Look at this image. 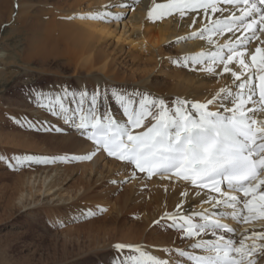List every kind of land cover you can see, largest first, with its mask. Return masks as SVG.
<instances>
[{
	"label": "snow or ice",
	"instance_id": "snow-or-ice-1",
	"mask_svg": "<svg viewBox=\"0 0 264 264\" xmlns=\"http://www.w3.org/2000/svg\"><path fill=\"white\" fill-rule=\"evenodd\" d=\"M140 4L110 0L100 10L70 19L122 25ZM146 7L142 27L171 18L187 34L169 43L203 42L198 54L168 62L217 83L222 79L218 91L200 100L165 98L107 81L91 87H33L35 107L52 119L25 118L21 127L37 133L67 128L70 135L90 141V151L59 159L83 162L106 154L130 173L123 183L140 180L147 186L156 178L168 182L166 192L174 188L185 199L198 197V206L209 205L187 214L181 200L154 222L190 241L188 250L164 249L170 254L160 258L121 242L111 246L109 264H264V231L239 230L264 222V0H151ZM8 159L15 163L7 166L19 170L49 165L57 157Z\"/></svg>",
	"mask_w": 264,
	"mask_h": 264
},
{
	"label": "bare ground",
	"instance_id": "bare-ground-1",
	"mask_svg": "<svg viewBox=\"0 0 264 264\" xmlns=\"http://www.w3.org/2000/svg\"><path fill=\"white\" fill-rule=\"evenodd\" d=\"M66 1L67 7L59 9L57 8L59 4L54 6L49 0H45L43 5L38 4V7L42 5V8H38L33 2L18 0L16 10L14 0H0V24L12 23V29L20 26L18 29L27 38L30 49L27 57L24 58L27 59V63L39 59L40 64L45 67L48 65V60L53 59L65 62L57 64V69L68 67L74 71L68 76L62 75L60 71L54 72L53 74L60 78V80L55 79L59 85L66 84L74 87L75 84L77 86L86 84L91 87L96 83L103 84L107 81L111 85L124 86L128 89L136 87L165 98L200 100L206 96L210 97L224 85L225 82L222 79L217 83L216 80L206 79L202 74L192 72L188 68L169 64L170 57L198 54L203 50L199 46L203 42L173 46L169 42L175 41L178 36L186 35L187 31L178 29L171 18L158 22L157 26L148 24L142 27L147 12L146 6H150L151 0H141L137 11L129 14V22L112 26L79 18L70 19V17H79L100 10L110 0ZM57 17L61 20L59 18L57 20ZM8 19H10L9 22H7ZM4 39L1 34L0 83L9 81L12 74L9 52L1 48L2 43L5 42ZM72 81L75 82L74 86L70 84ZM0 105H6L10 115L15 113L11 108H15V111L18 108L29 112L39 120L52 119L47 113L35 107L33 98L30 103L25 100L18 102L10 100L2 103L0 99ZM112 110L119 115V109L115 104H112ZM63 134L38 137L20 132L5 133L0 126V155L4 157L11 154L21 155L22 153L12 150L17 148L15 146L20 147L19 151L23 148L27 155H33L30 154L32 151L36 153L43 151V154L40 153L43 157H48L44 155L45 151L65 152L70 156L84 155L90 151V143L70 135L69 129L65 128ZM2 147L8 150H2ZM10 148L12 151L9 150ZM77 163L76 166L69 168L56 165L53 168L47 167L37 173L18 178L20 186L16 204L21 206L22 210H26L29 218L35 219L40 212H44L43 214L51 220L71 216L77 211L81 212L84 203H96L104 197L108 200V205L112 203L108 206L109 213L115 216L111 224L100 223L98 227L90 224L88 227L69 231L64 235V247L75 242L78 245L82 244L80 241L82 230L88 228L91 232L98 234H89L87 240L89 247L93 245L92 247H98V250L102 248L100 249L102 252L111 250L112 245L121 242L141 246L145 251L160 258H166L170 254L162 251L164 249L174 250L179 247L188 250L190 241H182L180 234L176 231L162 226L157 227L154 222L159 220L164 212L174 211L176 204L181 200L184 201L183 211L187 214L203 211L209 208V205L198 206V197L193 195L191 199H185L179 196L174 188H168L166 192L168 182L158 181L156 178L147 183V186L140 180H130L122 184L123 181L128 180L130 173L123 170L120 162L108 159L104 154L97 153L91 161H77ZM112 181L117 183L113 184ZM111 186L114 187L111 188ZM120 187L124 192L111 202L114 191ZM37 208H40V212L32 211ZM128 215L141 217L143 223L129 222ZM119 218L125 219L124 222L119 223ZM141 223L142 225H139ZM262 223L264 222L257 221L252 225H242L239 226V230L248 228L249 232L264 231ZM231 226L237 227L234 223ZM84 246H79L78 249ZM100 250L98 254L101 253ZM195 254L202 253L197 251Z\"/></svg>",
	"mask_w": 264,
	"mask_h": 264
},
{
	"label": "rangeland",
	"instance_id": "rangeland-1",
	"mask_svg": "<svg viewBox=\"0 0 264 264\" xmlns=\"http://www.w3.org/2000/svg\"><path fill=\"white\" fill-rule=\"evenodd\" d=\"M23 1L33 2L34 4H37V7L38 4L40 5L45 2V0ZM49 1L54 6L59 4V6L57 7L59 9L67 7L66 0H53L56 4L52 3V0ZM61 2L63 4H61ZM41 6L39 7L42 8ZM58 18L59 17H57V20ZM9 20L10 19H8L7 22H9ZM59 20L61 19L59 18ZM12 25V23L6 22L0 24V35L3 34L5 38V42L2 43L1 48L7 49V51L9 52V60L12 63L11 79L7 82L2 81L0 83V99L2 103H6L10 100L14 102L25 100L30 103L33 98L30 95L31 88L35 87L38 89L48 90L50 88H53L54 86H59V84L56 83L55 79L60 80V78L55 76L53 73L60 71L59 73H62V75L68 76L72 75L74 71L68 67L57 69V64H64L65 62H58V60L56 61L53 59H50L51 61L48 60V65L46 63L47 66L45 67L40 64L41 61L39 59L31 61V63H27V59H24L27 57V54L30 50L29 45L26 41L27 38L25 34L18 29L20 26L16 28V32V29L11 28ZM71 83L74 86L75 82L72 81L70 82V84ZM74 87H77V85L75 84ZM0 109H3L5 111L2 112L3 110H0V126L4 129L5 133L20 132L26 135L33 134L38 137L45 135H64L63 133L56 132H52L54 133L52 134L47 132L37 133L34 131H29L27 127H21V122H23L25 118H27L28 120H36L37 118L33 117L29 112H25L18 108H16V111L15 108H11L12 112H15L11 114V116L10 114H8L6 105H0ZM4 119L6 121H4ZM1 124L5 126L3 127ZM15 147L17 148H10L9 150L12 149L14 152H19L20 154L26 153V151H23V148H21V150L19 151L20 147ZM2 150H8V148L2 147ZM26 150H28V148ZM40 153L43 154V151H39L37 153L36 151H32V153L30 154H35L37 158L43 157V155H41ZM44 155H47L48 157H57V159L53 163L49 164V166L43 164H35L23 167L19 170H13V168L7 166L10 163H15L14 160L8 159L9 157H14V155L12 154L9 156H5V159L0 162V264H109V260L114 255L113 251L108 249L102 252L100 250L102 248H100L99 250L101 253L98 254V247H92L93 245L89 247V243L87 241L89 238V234L91 235V233H97L91 232L88 228V230H82L83 234L80 237V241H82V244L78 245V243L75 242L74 244H70L67 247L63 246L65 243L64 235H66V233H69V231L73 232L78 228L81 229L85 226L88 227L90 224L98 227L100 223H106L107 225L112 223V220L115 218V216L111 215L108 211V206L112 203L108 205V200L106 199V197L102 199L98 198L100 201H96V203H84L85 205L83 206V210L81 212L77 211V213L75 212V214L71 216L60 218L57 217L56 219L52 220L49 219L45 214H43L44 212H40V208L32 210L35 212H40V217L38 216L35 219L32 217L29 218L27 216L28 214L26 213V210H22L21 206L16 204L20 186L18 182L19 177L25 176L30 173H37L47 167L53 168L55 165L69 168L70 166L74 167L78 164L77 161H66L59 159L64 156L70 157V154H66L65 152L51 153L45 151ZM16 187H18V189ZM113 187L114 186H111V188ZM114 192L115 194L112 195L114 198L111 200V202H113V200L117 196L121 195L124 191L122 187H120ZM85 206L87 208H84ZM12 207L15 208L13 209ZM16 208L20 209L17 210ZM127 217V219H130L129 222H134V224L142 222L141 217H135L132 215H128ZM118 220L119 223H123L125 219L119 218ZM126 222L129 224L128 221ZM142 223L139 225H142ZM160 226L167 229V227H165L163 224H161ZM83 245L85 246L79 250V246Z\"/></svg>",
	"mask_w": 264,
	"mask_h": 264
}]
</instances>
